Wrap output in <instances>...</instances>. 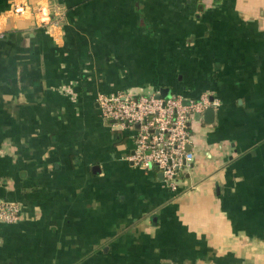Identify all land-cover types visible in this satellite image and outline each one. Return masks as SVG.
I'll return each mask as SVG.
<instances>
[{
    "label": "crops",
    "instance_id": "0c3cea01",
    "mask_svg": "<svg viewBox=\"0 0 264 264\" xmlns=\"http://www.w3.org/2000/svg\"><path fill=\"white\" fill-rule=\"evenodd\" d=\"M166 88L219 102L178 191L96 102ZM3 201L0 264H264V0H0Z\"/></svg>",
    "mask_w": 264,
    "mask_h": 264
},
{
    "label": "built area",
    "instance_id": "2783aa9c",
    "mask_svg": "<svg viewBox=\"0 0 264 264\" xmlns=\"http://www.w3.org/2000/svg\"><path fill=\"white\" fill-rule=\"evenodd\" d=\"M20 11L16 8V12ZM96 102L101 117L134 128V151L128 160L145 170L154 168L171 191H178L184 184L190 122L197 113L219 105L208 93L197 98L182 94L163 97L154 92L136 94L128 89L100 93ZM18 218L17 204L0 203V222L13 223Z\"/></svg>",
    "mask_w": 264,
    "mask_h": 264
},
{
    "label": "water",
    "instance_id": "95a60500",
    "mask_svg": "<svg viewBox=\"0 0 264 264\" xmlns=\"http://www.w3.org/2000/svg\"><path fill=\"white\" fill-rule=\"evenodd\" d=\"M160 96H163V97H169L171 94H170V89L169 88H166L165 91L160 90ZM214 109L212 107H208L204 110L202 116H203V119L205 120V122L207 123H211L213 121V118H214ZM195 117L199 118L200 117V114L197 113L195 115Z\"/></svg>",
    "mask_w": 264,
    "mask_h": 264
}]
</instances>
